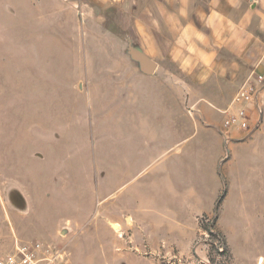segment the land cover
<instances>
[{
  "label": "rangeland",
  "instance_id": "1",
  "mask_svg": "<svg viewBox=\"0 0 264 264\" xmlns=\"http://www.w3.org/2000/svg\"><path fill=\"white\" fill-rule=\"evenodd\" d=\"M81 1L0 0V258L39 242L51 264H264V128L227 145L222 112L253 64L264 73V52L224 105L198 113L159 29L124 28L126 0ZM127 33L158 57L159 84L177 77V137L154 100L133 110L123 87L97 84L136 68ZM89 89L103 94L93 130ZM206 118L222 121L219 143ZM208 143L222 153L216 185Z\"/></svg>",
  "mask_w": 264,
  "mask_h": 264
},
{
  "label": "crops",
  "instance_id": "2",
  "mask_svg": "<svg viewBox=\"0 0 264 264\" xmlns=\"http://www.w3.org/2000/svg\"><path fill=\"white\" fill-rule=\"evenodd\" d=\"M62 1L64 7L82 6L81 0ZM145 2L146 0L122 2L124 14H127L123 27L134 28L139 38L145 36L148 28L159 29V33L153 35L154 41L158 45L165 44L168 47L160 57L173 62L176 67L179 66L187 77L189 86L196 88L189 100L192 103L190 105H193L198 113H201V108L208 105L214 107L224 105L252 61L255 62L264 52V0H158V7H147ZM130 12L137 14L129 16ZM73 23L75 27V21ZM127 38V54L136 68L132 71H114L98 80L97 84L101 86V91L106 89L107 85L114 90L123 87V96L126 99L124 105L133 110L140 105L147 106V101L150 103V100H154L170 114L171 134L177 137L179 134L177 77L171 78L167 86L159 84L156 80L160 69L158 57L151 56L140 46H136L129 33ZM131 50L142 53L156 64L153 74H147L143 70L141 61L132 55ZM256 65L258 64H253ZM135 75L137 78L134 79ZM143 80H147V87ZM217 86L219 91H216V94L210 95L205 92V88ZM82 89L83 86L79 84L78 91H74L75 95H79L80 104ZM101 91L89 89L87 94L89 112L86 119L92 130L95 123L97 124L93 113L95 102L99 104L103 99ZM132 113L135 115L134 111ZM82 115L80 114L81 118ZM212 119H207V123L212 125L214 131L211 129V132L216 136L214 140L219 143L221 140L219 128L222 121ZM198 135L192 131L190 138ZM201 150L207 157L205 161L208 169L209 167L211 169L208 171V178L216 185L218 180L216 166L222 161L220 159L222 153L219 147L213 148L212 144Z\"/></svg>",
  "mask_w": 264,
  "mask_h": 264
},
{
  "label": "built area",
  "instance_id": "3",
  "mask_svg": "<svg viewBox=\"0 0 264 264\" xmlns=\"http://www.w3.org/2000/svg\"><path fill=\"white\" fill-rule=\"evenodd\" d=\"M252 72L245 79L228 107L223 125L225 143L245 141L264 128V73ZM54 256L39 242L19 246L13 253L0 258V264H51Z\"/></svg>",
  "mask_w": 264,
  "mask_h": 264
},
{
  "label": "water",
  "instance_id": "4",
  "mask_svg": "<svg viewBox=\"0 0 264 264\" xmlns=\"http://www.w3.org/2000/svg\"><path fill=\"white\" fill-rule=\"evenodd\" d=\"M131 53L137 60L141 61L142 66H143V70L147 74H153L154 73V71L156 69V64L153 61L148 59L146 56H144L140 52H136V51L131 50Z\"/></svg>",
  "mask_w": 264,
  "mask_h": 264
}]
</instances>
